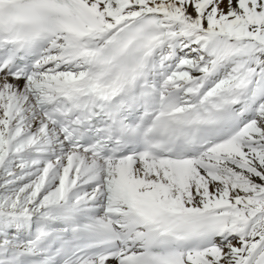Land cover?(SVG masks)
Returning a JSON list of instances; mask_svg holds the SVG:
<instances>
[{"label": "snow or ice", "instance_id": "obj_1", "mask_svg": "<svg viewBox=\"0 0 264 264\" xmlns=\"http://www.w3.org/2000/svg\"><path fill=\"white\" fill-rule=\"evenodd\" d=\"M0 264H264V0H0Z\"/></svg>", "mask_w": 264, "mask_h": 264}]
</instances>
